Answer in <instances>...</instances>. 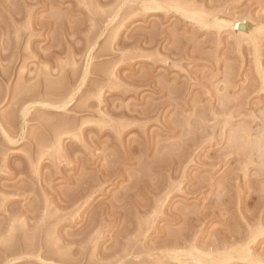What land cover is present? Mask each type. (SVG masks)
<instances>
[{"label":"rangeland","instance_id":"rangeland-1","mask_svg":"<svg viewBox=\"0 0 264 264\" xmlns=\"http://www.w3.org/2000/svg\"><path fill=\"white\" fill-rule=\"evenodd\" d=\"M0 264H264V0H0Z\"/></svg>","mask_w":264,"mask_h":264},{"label":"bare ground","instance_id":"bare-ground-1","mask_svg":"<svg viewBox=\"0 0 264 264\" xmlns=\"http://www.w3.org/2000/svg\"><path fill=\"white\" fill-rule=\"evenodd\" d=\"M240 24H241V23H237V22H236V28H238L237 26H239ZM233 28H234V27H233Z\"/></svg>","mask_w":264,"mask_h":264}]
</instances>
